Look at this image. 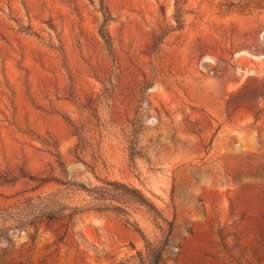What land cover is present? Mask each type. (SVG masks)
Wrapping results in <instances>:
<instances>
[{
  "label": "rangeland",
  "instance_id": "rangeland-1",
  "mask_svg": "<svg viewBox=\"0 0 264 264\" xmlns=\"http://www.w3.org/2000/svg\"><path fill=\"white\" fill-rule=\"evenodd\" d=\"M157 249L264 264V0H0V264Z\"/></svg>",
  "mask_w": 264,
  "mask_h": 264
},
{
  "label": "trees",
  "instance_id": "trees-1",
  "mask_svg": "<svg viewBox=\"0 0 264 264\" xmlns=\"http://www.w3.org/2000/svg\"><path fill=\"white\" fill-rule=\"evenodd\" d=\"M105 183V182H104ZM112 185V184H111ZM114 185V184H113ZM132 191V190H130ZM88 192H91L92 195H94V197L96 199H104L105 198V195L108 194L107 192V189H105L103 186H97V187H94L92 190H88ZM134 193V192H132ZM134 200L137 201L138 203L140 204H144V205H147L149 207H152L151 204H149L145 198L143 196H141L140 194H136L135 196H133ZM117 210V208H115ZM152 252V251H151ZM160 253V249H157L155 251V255H154V258H153V264H157V258H158V255Z\"/></svg>",
  "mask_w": 264,
  "mask_h": 264
}]
</instances>
